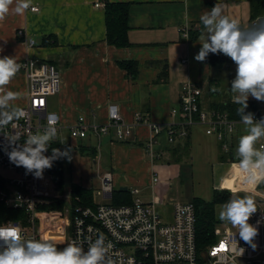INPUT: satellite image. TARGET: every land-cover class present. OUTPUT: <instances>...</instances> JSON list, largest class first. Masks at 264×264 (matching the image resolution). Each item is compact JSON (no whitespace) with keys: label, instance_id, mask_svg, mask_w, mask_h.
Masks as SVG:
<instances>
[{"label":"crops","instance_id":"0c3cea01","mask_svg":"<svg viewBox=\"0 0 264 264\" xmlns=\"http://www.w3.org/2000/svg\"><path fill=\"white\" fill-rule=\"evenodd\" d=\"M106 1L31 0V7L37 6L38 10L30 7L23 14L10 11L0 21V57H13L17 63L30 57L54 63L61 70L62 85L60 91L53 95L52 109L48 99V110L57 113L65 126L59 145L66 147V140L69 147L75 145L67 127L81 115H85L90 123H107L111 104L119 105L124 119L132 126L131 135L123 140L118 139L114 131L104 134L97 161L95 156L82 154L73 146V183L92 188V167L96 164L99 167V160L103 159L101 169L104 171L98 168L100 178L104 173L112 172L115 189L136 187L140 189V195L145 192L152 195L149 201L159 195L165 200L170 180L181 173V161L189 159L193 153L191 144L204 137L211 145L216 141L218 152L204 143L203 153L211 158L216 156L218 162L228 166L217 188L227 189L232 195H251L256 207L264 208L262 198L243 190L253 188L256 182L243 183L246 174L240 171L238 159L234 158L237 157L234 151L239 138L247 134L242 122L228 135L230 148L227 151L216 135L207 133L204 124L187 126V134L177 136L173 144L169 143L167 132L162 131L155 139L154 155L148 151L153 132L149 122L168 124L180 120L179 114L174 116L173 111L180 107L183 86L188 81L202 88L201 103L205 110L213 109L215 102L234 101V93L220 96L216 87L213 88L220 75L214 72V68L227 65L232 70V66H212L209 55L204 62L194 59L206 38L200 16L218 4L224 15L247 29L258 21L264 22V13L256 16L254 11L256 0H109L129 4L128 38L131 45L128 47H117L107 41ZM11 7L14 8L15 3ZM185 28L190 34L194 33L193 38L184 36ZM19 29L26 31L27 40L36 41L33 47H29L26 38L18 34ZM125 60L136 61L134 75L120 65L119 62ZM28 89V75L20 70L5 86V91L19 94L10 102L12 108L27 103ZM248 109L254 115L264 117V101L250 96ZM137 114L144 118L138 124ZM177 128L182 131L185 127L178 125ZM87 140L90 142V139H85L78 144ZM263 140L261 137L257 145ZM186 142L190 143L187 150L183 148ZM226 157H231V161L228 162ZM157 175L161 181L154 183L153 178Z\"/></svg>","mask_w":264,"mask_h":264},{"label":"built area","instance_id":"2783aa9c","mask_svg":"<svg viewBox=\"0 0 264 264\" xmlns=\"http://www.w3.org/2000/svg\"><path fill=\"white\" fill-rule=\"evenodd\" d=\"M31 9L36 11L39 8L32 6ZM18 34L25 38L27 36L24 29H19ZM184 36L190 39L188 28L184 29ZM25 42L29 47L36 44L34 39L26 38ZM19 64L20 70L26 71L29 78L28 100L26 104L16 107L23 112L22 117L0 127V176L5 180L4 187L0 189V200L8 207L24 211L26 217L25 221H9L1 224L0 228L17 227L23 239L50 242L58 250L61 246L76 242L87 251L90 243L101 235L107 248L102 264H241L240 261L244 264H264L263 207H257V212L249 220L258 228V235L254 239L257 245L255 250L240 239L236 228L222 231L215 227V241L202 247L197 238V216L193 202H177L170 207L161 195L152 201H145L140 196V189L134 187L130 189L133 196L131 203L117 205L98 202L95 207L88 206L81 202L80 197H75V202L73 195L58 193L52 175L53 165L44 170L42 178H35L25 168L10 162L7 152L11 151L12 146L7 138H16L17 143L22 145L29 135L43 133L51 121L57 130L54 141L45 153L51 156L52 144L60 142L59 137L65 128L61 117L48 110L49 97L61 89L60 68L54 63L30 57ZM202 96L200 85L188 81L183 86L180 107L173 111L174 116L179 114L180 120L168 124L149 122L153 132L148 151L152 156L155 139L162 131L167 132L168 141L173 144L177 136L187 134V126L195 124L206 125L207 133L216 135L222 148L229 150L228 135L235 131L241 119L232 118L226 111L205 110L201 103ZM108 111L107 123H90L85 115H81L67 127L74 147L79 146L80 140L93 138L99 150L104 134L114 131L122 140L131 135L132 126L124 119L119 105H109ZM254 117L256 120L264 118ZM143 119L141 114H137L136 124ZM178 125L185 128L179 131ZM261 146H264V140L259 148ZM3 170L11 175H4ZM160 181L158 175L153 178L154 183ZM114 190L113 173H104L98 193L109 199L113 197ZM243 190L254 192L264 200V182L258 181L253 188ZM59 200L65 201L63 210L46 207ZM234 236L238 246L244 249L242 255L237 250Z\"/></svg>","mask_w":264,"mask_h":264},{"label":"clouds","instance_id":"9594fccd","mask_svg":"<svg viewBox=\"0 0 264 264\" xmlns=\"http://www.w3.org/2000/svg\"><path fill=\"white\" fill-rule=\"evenodd\" d=\"M14 3L15 7L12 8ZM30 7L31 0H0V21L10 11L23 14ZM200 21L206 29V38L194 59L204 62L209 54H223L236 65L230 90L235 94L234 102L241 106L237 114L247 133L239 138L236 148L238 167L246 174L243 183L264 182V146L256 147V142L264 137V118L256 120L253 113H245L250 96L264 101V22L258 21L243 29L235 19L224 15L218 4L204 12ZM20 68L21 65L13 57H0V127L23 116L19 108L10 106V102L17 99L19 94L5 91V86ZM56 135L57 130L50 121L43 133L29 135L22 145L17 143L16 138H7L12 146L11 151L7 152L10 162L25 168L35 178H42L44 170L50 169L56 159L68 155L67 150L61 152L58 148H52L51 156L45 155ZM256 212V202L248 194L243 197L233 194L219 212V220L236 228V234L253 250L257 247L254 239L258 235V228L249 220ZM235 242L242 255L244 249L238 246V241ZM106 251L100 239L90 243L87 251L76 242L58 250L50 242L23 239L17 227L0 228V264H102Z\"/></svg>","mask_w":264,"mask_h":264},{"label":"trees","instance_id":"16d2710c","mask_svg":"<svg viewBox=\"0 0 264 264\" xmlns=\"http://www.w3.org/2000/svg\"><path fill=\"white\" fill-rule=\"evenodd\" d=\"M254 11L256 16L258 14L264 13V0H256L254 1ZM129 13L130 8L129 4L126 2H118V1H106L105 4V19H106V27H107V41L109 44L117 46V47H128L131 45L129 38H128V30H129ZM193 34L191 33V38H193ZM120 65L127 69L129 73L132 75L135 74L137 70L136 61L133 60H125L120 61ZM209 63L212 66H222L225 64L234 63L230 58L223 54H209ZM166 73V69L164 68L163 74ZM241 106L230 99L226 100L225 102L213 104V109L219 111H226L230 114V116L234 119H241L240 116L237 114L238 108ZM252 111L245 109V113ZM91 143H80V151L83 154H89L96 159L98 149L97 147ZM56 144V143H55ZM190 143H185L183 148L185 150L188 149ZM53 146V144H52ZM183 149V150H184ZM97 161V160H96ZM58 163V162H57ZM54 165L52 168V175L53 179L58 185V188L61 192L65 189V172L64 167L61 164ZM5 180L0 176V189L4 187ZM73 198L80 197L81 202L84 205L93 206L97 205V202L94 199V190L92 188L82 187L80 185H74L72 190ZM129 196H128V195ZM232 196L231 192L227 189H216V196L213 202L206 203L201 201H192L196 207V216H197V238L199 244L202 247H205L208 244H211L215 241V237L213 235L214 229L219 221V218L216 214V204L218 203H226L228 199ZM115 197L120 198L119 202L114 204H127L133 201V196L131 194L130 189L128 190H121L115 189L113 193V199ZM76 202V198L74 199ZM65 206L64 200L54 201L48 205L47 208H51L54 210H63ZM26 214L24 211L19 209H14L8 207L3 201L0 200V225L8 223L9 221L18 222L20 220L25 221Z\"/></svg>","mask_w":264,"mask_h":264},{"label":"rangeland","instance_id":"374dc122","mask_svg":"<svg viewBox=\"0 0 264 264\" xmlns=\"http://www.w3.org/2000/svg\"><path fill=\"white\" fill-rule=\"evenodd\" d=\"M232 66V70H229V66H222L214 68V72L219 73L220 75L218 78L214 81V87L220 92V96H230L231 95V81L235 78L236 75V65L235 63L230 64ZM221 69V70H220ZM217 82V83H216ZM53 96L49 98L50 100V108L53 104ZM52 109V108H51ZM209 137V136H206ZM200 139V138H199ZM66 147H62V145L53 144L52 148H58L61 150V152H64L65 150L68 151L67 156H63L61 158L56 159L53 162V166H56L57 164H61L64 167L65 172V189L63 192H61L57 185V191L59 194H66L72 196V190L74 185H78L76 183H73V176H74V169L72 167V156L71 153L73 152V146L69 147L68 140ZM84 143H88L87 141H82ZM211 145L208 143V140L206 138L200 139L197 143H192L191 147L193 149V153L190 154L189 159L182 160L181 161V173L176 176L175 179L170 180V186L169 190L165 193V202L169 203V206L172 207L177 202H192V201H201L210 203L213 202L216 196V189H218V184L220 183L222 176L225 174L227 170V163L222 164L218 162V158L215 156L214 158H211L210 155L207 156L206 153H203V145ZM216 141L211 145L213 146V150H217L218 152V144H215ZM94 143H91L93 145ZM258 146V147H257ZM256 147L259 149V144ZM80 150V146L76 147ZM220 151V150H219ZM81 152V151H80ZM82 153V152H81ZM221 153V152H220ZM83 154V153H82ZM234 154H236V151H234ZM91 156V155H90ZM99 156H96L95 160H98ZM228 162H230L231 157H226ZM233 158V157H232ZM237 158V157H234ZM80 162V159H78ZM218 162V163H217ZM104 166L103 159L99 160V167L98 165H93L92 172H91V179H92V189L95 191L94 199L98 203L101 202H110L112 204L119 202L120 198L115 197V199L112 198H105L103 194H99V190L101 189V178L99 169L104 171V169H101V167ZM2 173L4 175H11L9 171L3 170ZM75 177V176H74ZM83 187V186H82ZM231 192V191H230ZM142 194V193H141ZM128 195V194H127ZM245 193L239 194L240 197H243ZM129 196V195H128ZM143 200L149 201L151 200V194L145 192L142 195H140ZM224 203H218L216 204V214L219 218V212L222 208ZM259 204H261L259 202ZM264 206V203L261 204ZM161 212H163V208L161 209ZM217 229H221L222 231L228 229L233 230L234 227H232L227 222L218 221L216 225ZM264 232V230H263ZM63 247H59V249H62ZM241 264H244L243 261H240Z\"/></svg>","mask_w":264,"mask_h":264},{"label":"water","instance_id":"95a60500","mask_svg":"<svg viewBox=\"0 0 264 264\" xmlns=\"http://www.w3.org/2000/svg\"><path fill=\"white\" fill-rule=\"evenodd\" d=\"M121 190H125L126 191V190H128V187H122ZM99 239L104 242V237H102L101 235H99Z\"/></svg>","mask_w":264,"mask_h":264}]
</instances>
